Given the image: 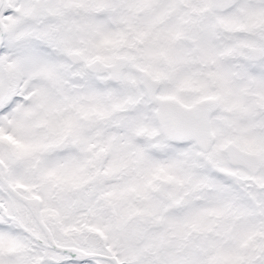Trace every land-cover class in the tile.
I'll return each mask as SVG.
<instances>
[{
  "label": "snow or ice",
  "instance_id": "snow-or-ice-1",
  "mask_svg": "<svg viewBox=\"0 0 264 264\" xmlns=\"http://www.w3.org/2000/svg\"><path fill=\"white\" fill-rule=\"evenodd\" d=\"M0 264H264V0H0Z\"/></svg>",
  "mask_w": 264,
  "mask_h": 264
}]
</instances>
